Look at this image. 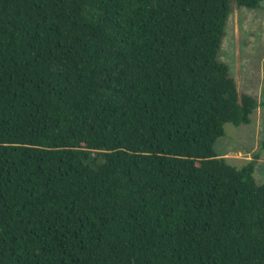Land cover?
Returning a JSON list of instances; mask_svg holds the SVG:
<instances>
[{
  "label": "trees",
  "instance_id": "1",
  "mask_svg": "<svg viewBox=\"0 0 264 264\" xmlns=\"http://www.w3.org/2000/svg\"><path fill=\"white\" fill-rule=\"evenodd\" d=\"M262 1L0 0V264H264L256 156L212 148L257 107L217 57Z\"/></svg>",
  "mask_w": 264,
  "mask_h": 264
},
{
  "label": "rangeland",
  "instance_id": "2",
  "mask_svg": "<svg viewBox=\"0 0 264 264\" xmlns=\"http://www.w3.org/2000/svg\"><path fill=\"white\" fill-rule=\"evenodd\" d=\"M217 59L228 66L237 92L252 95L257 107L248 124H223V135L212 148L237 168L255 155L253 177L263 183L264 151L258 150V145L264 134V106L260 103L264 99V0L254 9L232 7Z\"/></svg>",
  "mask_w": 264,
  "mask_h": 264
}]
</instances>
